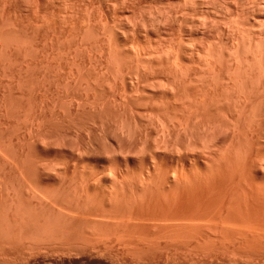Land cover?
<instances>
[{"label":"bare ground","instance_id":"bare-ground-1","mask_svg":"<svg viewBox=\"0 0 264 264\" xmlns=\"http://www.w3.org/2000/svg\"><path fill=\"white\" fill-rule=\"evenodd\" d=\"M107 1L0 0V264H264V0Z\"/></svg>","mask_w":264,"mask_h":264},{"label":"rangeland","instance_id":"rangeland-1","mask_svg":"<svg viewBox=\"0 0 264 264\" xmlns=\"http://www.w3.org/2000/svg\"><path fill=\"white\" fill-rule=\"evenodd\" d=\"M112 1H114V0H108L107 1V3L109 4V5H114L116 2H112ZM116 1V0H115ZM119 2V1H118ZM146 3V4H145ZM111 5V6H112ZM147 5V6H146ZM140 6V7H139ZM138 6V8H136V13L135 14H137V12H139L138 14L139 15H135V17H136V20H138L137 22L138 23H142V20H143V23H146V25L148 24V26L151 24V25H154V23L153 22H150L151 20H150V18L149 19H146V17L148 16H146L145 14L146 13H148L149 14V10H150V8H151V6L150 5H148V2H147V0H141L140 1V5ZM142 7V8H141ZM149 9V10H148ZM138 10V11H137ZM145 11V12H144ZM146 11H148V12H146ZM140 14H142V15H140ZM143 16V17H142ZM139 18V19H138ZM141 18V19H140ZM148 18V17H147ZM147 20V22H144V21H146ZM149 21V22H148ZM153 23V24H152ZM73 257H71L70 259H72ZM70 259L68 260V261H70ZM80 259L78 258V257H76V259L74 258V260L72 261L73 262V264H74V262L75 263H77L76 261H79ZM67 261V260H66ZM71 263V262H70ZM72 264V263H71Z\"/></svg>","mask_w":264,"mask_h":264}]
</instances>
